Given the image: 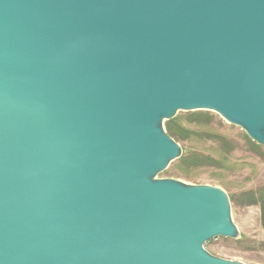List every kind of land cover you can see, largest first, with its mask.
<instances>
[{"label": "water", "instance_id": "obj_1", "mask_svg": "<svg viewBox=\"0 0 264 264\" xmlns=\"http://www.w3.org/2000/svg\"><path fill=\"white\" fill-rule=\"evenodd\" d=\"M179 111L264 146V0H0V264H245L228 193L158 177Z\"/></svg>", "mask_w": 264, "mask_h": 264}, {"label": "rangeland", "instance_id": "obj_2", "mask_svg": "<svg viewBox=\"0 0 264 264\" xmlns=\"http://www.w3.org/2000/svg\"><path fill=\"white\" fill-rule=\"evenodd\" d=\"M201 112L200 116L212 114L208 116H213V120L205 125H194L189 123L196 118L192 112H177L175 119L183 128L190 130L185 132L189 136L187 139L177 142L183 150L200 152L214 161L190 168V177L181 175L183 172L173 168L171 163L158 177L223 188L233 198L230 200L231 218L239 237L217 236L207 241L204 248L225 259L239 260L245 264H264V225L259 205L237 201L242 192L264 185V146L250 140L239 126L227 123L218 114Z\"/></svg>", "mask_w": 264, "mask_h": 264}, {"label": "trees", "instance_id": "obj_3", "mask_svg": "<svg viewBox=\"0 0 264 264\" xmlns=\"http://www.w3.org/2000/svg\"><path fill=\"white\" fill-rule=\"evenodd\" d=\"M192 114L193 117L196 118L191 119L189 123L194 125H205L206 123H210L214 118L213 116H208L212 115L209 113H205V116H200L202 114L201 111L192 112ZM165 128L167 133L176 141L187 139L189 137L185 134V132L190 130L183 128L180 123L175 119V117L165 121ZM213 161L214 159L212 157L204 155L200 152L194 150L185 151L182 149L181 156L171 163L173 168L175 167L176 170H180L181 172H183L181 173V175L185 177H190V168L199 167L201 165H205ZM229 198L230 200H233L232 197L229 196ZM237 201L241 204L246 205L258 204L261 212V220L264 225V185L259 186L254 190L242 192Z\"/></svg>", "mask_w": 264, "mask_h": 264}]
</instances>
